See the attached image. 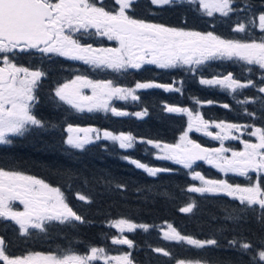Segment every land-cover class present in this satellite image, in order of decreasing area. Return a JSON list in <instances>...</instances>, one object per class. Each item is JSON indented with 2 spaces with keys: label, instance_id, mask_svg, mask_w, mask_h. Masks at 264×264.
I'll list each match as a JSON object with an SVG mask.
<instances>
[{
  "label": "snow or ice",
  "instance_id": "1",
  "mask_svg": "<svg viewBox=\"0 0 264 264\" xmlns=\"http://www.w3.org/2000/svg\"><path fill=\"white\" fill-rule=\"evenodd\" d=\"M0 0V145L12 143L10 137L24 136L33 128H45L46 124L33 113L36 101L35 91L46 73L41 68H30L16 62L20 53L33 50L42 56L55 55L72 61H80L93 72H111L115 74L140 70L144 65H154L158 69L184 68L195 72L209 61L229 60L244 65V70L252 73L259 70V86L252 79L240 80L233 73L201 76V85L219 87L235 94L246 88H256L264 94V11L254 13L244 0H151L153 5L164 6L174 3L187 4L193 10L207 17L219 14L228 18L233 14L245 13L243 19H237L232 27L233 33L243 34V38H225L215 31H196L182 27H171L161 23L148 22L130 14L134 0ZM259 33V35H257ZM106 38L115 42V46H99L82 42L81 37ZM172 84L153 81H137L134 86H122L114 79H91L86 74H77L72 79L58 84L54 96L76 112H111L114 116L129 115L118 109L114 101H137L138 90L163 88L166 91L180 92ZM84 89H90L91 95ZM264 102V97H246L239 104ZM197 104L201 102L195 101ZM208 103H212L208 101ZM222 107L229 108V104ZM169 113H182L188 117L187 126L176 143L160 141H142L159 149L156 159L171 161L189 170L193 181L186 188L188 193L223 194L241 206L238 211L261 210L260 220L264 221V126L255 124H237L224 120L205 119L199 110L188 107L164 105ZM245 113L255 116L245 108ZM146 113L136 112L141 117ZM55 127V125H53ZM210 129H216L212 131ZM64 143L68 148L83 151L87 145L101 138L118 143L121 149H131L136 137L131 134L101 130L94 127H79L69 124ZM202 133L220 146L205 147L191 139L189 133ZM247 135L252 139H243ZM239 141V150L226 147L224 142ZM230 153V155H228ZM136 168L149 176L169 172L171 169L150 166L127 156ZM197 161H203L222 174H235L244 177L248 183H229L227 179H209L194 169ZM255 174V180L250 174ZM123 189L124 185H116ZM78 200L90 202L87 196L77 193ZM22 205V210L16 203ZM195 203H188L179 209L181 213H191ZM237 209H234L236 211ZM0 219L13 221L18 225L22 236L31 235L33 230L47 234L53 222L71 224L85 223L84 218L69 205L61 187L53 186L45 179L19 170L0 167ZM226 220L242 219L231 212ZM117 234L110 237L112 245L135 247L134 241L125 233L137 229L149 231L152 225L136 223L128 218H117L108 222ZM162 239L187 245L202 251L209 247H219L217 238L199 239L184 235L172 224L167 230L161 229ZM228 247L242 254L251 253L249 264H264V239L259 247L246 239L233 237L227 241ZM175 264H208L199 258H177L163 247L152 248ZM0 264H135L131 251L112 255L103 246H89L83 253L76 248H58L55 251H32L24 255H10L5 241L0 238Z\"/></svg>",
  "mask_w": 264,
  "mask_h": 264
},
{
  "label": "trees",
  "instance_id": "2",
  "mask_svg": "<svg viewBox=\"0 0 264 264\" xmlns=\"http://www.w3.org/2000/svg\"><path fill=\"white\" fill-rule=\"evenodd\" d=\"M125 77L126 80L109 78L118 84L134 86L137 81L155 82L156 70L149 69L140 73L131 71ZM186 82L185 78L179 82L181 90L187 89ZM137 94L139 99L137 102L130 100L127 105L130 114L126 116H114L100 111L94 117L84 112L65 111L64 108L59 112L67 126L93 124L101 132L109 130L114 134H131L136 137L133 148L121 149L118 143L101 138L87 145L83 151L73 150L64 143L67 137L65 126L46 125L45 128L30 129L24 136H14L11 144L3 145L0 150L3 166L17 167L20 171L61 187L69 205L85 220V223L65 225L70 240L111 249L113 228L108 226V222L124 217L154 226L147 232L137 230L131 238L135 244L132 255L136 264H172L175 261L153 252L152 248L155 247L170 250L177 258H199L210 264L250 261V254L230 255L223 247L235 232L241 239L250 242L253 239L259 240L264 236L262 221L251 220L250 210L234 211L223 194L201 195L186 191L189 185H197L199 181L191 179L188 169L171 161L156 159L159 150L142 142L153 140L176 143L187 126L185 115L164 111L159 103L157 88L138 90ZM186 97H180L176 102L190 108ZM38 110L37 118L42 121L47 116L51 120H59V115L53 117L50 111ZM136 110L146 114L136 117L133 114ZM192 138L199 140L194 134ZM199 141L203 142V139ZM125 156L171 171L151 177L123 159ZM194 169L209 179H227L229 183H240L205 163L195 164ZM116 185H124V188L119 189ZM77 193L87 196L90 202L78 200ZM192 202L195 207L191 213L179 211ZM229 212L242 219L226 220ZM167 224H172L184 235L199 239L215 237L220 246L198 251L187 245L158 239L159 228L164 229Z\"/></svg>",
  "mask_w": 264,
  "mask_h": 264
},
{
  "label": "flooded vegetation",
  "instance_id": "3",
  "mask_svg": "<svg viewBox=\"0 0 264 264\" xmlns=\"http://www.w3.org/2000/svg\"><path fill=\"white\" fill-rule=\"evenodd\" d=\"M237 3H243L242 0H237ZM248 4H252L251 11L254 13H259L264 11V0H247ZM106 6H111V0H107ZM130 14L134 15L135 18L144 19L148 22L161 23L166 26L171 27H182L189 30L196 31H215L216 34L221 35L225 38H243V34L233 33L232 27L237 21V19H243L245 13L233 14L228 18L220 17L219 14L215 17H207L202 15L200 12L193 10V8L187 4L174 3L171 5L157 6L151 3V0H134ZM259 35V33H257ZM82 42L93 43L94 46H115V42H110L106 38L101 37H91L84 38L81 37ZM18 64L30 67V68H41L46 75L42 78L40 82V87L35 91L36 101L33 105V113L37 116L38 109L47 110L55 115H59V120H51L46 118V125L48 126H65V118L62 119L59 114L62 108L65 111H75L68 105L60 102L54 96V89L58 84L64 83L67 80L72 79L77 74H86L91 79H106L105 77H110L119 80H126V75L131 71L133 72H145L149 69L156 70V83L161 84H172L175 81V86L178 87V77H183L187 79V89H182L180 92L166 91L163 88H157L158 95L160 97L159 103L163 106L175 105L180 97L185 98L187 95V102L190 104V109L199 108L203 117L208 120L220 121L224 120L226 122L237 123V124H255L257 127L264 126V102L261 100H256L255 103L239 104L238 100H244L246 97H264V94L258 93L256 88H246L239 90L235 94H230L219 87L201 85L199 80L201 76L204 78H211L213 75H224L228 72L234 74V76L240 80L252 79L259 86L260 84V71L257 69L252 73L244 70V65L239 62L229 61V60H215L209 61L205 65L200 66L195 72L188 71L184 68L178 69H158L152 65H144L140 70H129L127 73L115 74L111 72H93L89 66L84 65L80 61L68 60L64 57H59L55 55L42 56L36 53L34 50L31 53H20L16 58ZM85 94L91 95L90 89L83 90ZM199 100L201 103L197 104L195 101ZM211 101L212 103H208ZM129 101H114L113 105L118 109L126 111L127 103ZM223 104H229V108L222 107ZM186 107V106H182ZM189 108V107H188ZM245 108L249 112H253L255 116H249L245 113ZM87 112V111H85ZM98 112H92V116L96 117ZM185 115V114H184ZM38 117V116H37ZM186 120L188 117L185 115ZM42 120V119H41ZM84 127L82 125H73ZM93 127V124H91ZM216 131V129H210ZM195 135L202 136L205 138V144L207 147L215 148L219 147V141L212 140L211 138L204 136L202 133H196ZM243 139H252L247 135L242 136ZM226 147H232L237 150L242 148L239 141L228 140L224 142ZM2 145H0L1 150ZM230 155V153H228ZM209 165V164H208ZM211 166V165H210ZM0 167L11 170H19L17 167L3 166L1 162V151H0ZM215 169V168H214ZM219 172L217 169H215ZM20 171V170H19ZM220 173V172H219ZM222 174V173H221ZM224 176H232L236 180L240 181L239 184H246L248 181L244 177L236 176L235 174L229 173ZM252 179L255 180V174H250ZM227 197V196H226ZM227 202L232 205L234 209H239L241 206L238 201L232 200L227 197ZM22 210V205L18 202L15 205ZM261 210L256 206L255 211L250 210V218L260 220ZM124 218V217H122ZM117 219V218H116ZM142 223V222H136ZM264 226V221H262ZM66 224H59L58 222H53L48 229L47 234L38 233L33 230L31 235L22 236L19 233L18 225L13 221L0 219V238H3L7 248V252L10 255H24L32 251L49 252L55 251L58 248H67L72 246L76 248L79 252L83 253L90 246L88 242H82L80 240H70L67 238ZM159 228V238H162V232ZM140 230V229H137ZM136 231L132 233H125L130 239L136 235ZM157 231V229H156ZM113 235L117 234V230L113 228ZM112 235V236H113ZM133 235L132 237H130ZM241 239L235 232L234 236ZM232 237V238H233ZM231 238V239H232ZM264 236L259 240H251V243L257 247ZM224 244L223 250L228 251L230 255L242 254L236 249H232ZM111 245V243H110ZM133 251V249H128L127 246H121L120 252ZM119 252V253H120ZM116 253L115 255L119 254ZM252 255L251 253H249ZM136 264V263H135ZM152 264V263H150ZM162 264V263H161ZM175 264V261L172 263ZM210 264V263H208ZM224 264H249L248 262H228Z\"/></svg>",
  "mask_w": 264,
  "mask_h": 264
},
{
  "label": "rangeland",
  "instance_id": "4",
  "mask_svg": "<svg viewBox=\"0 0 264 264\" xmlns=\"http://www.w3.org/2000/svg\"><path fill=\"white\" fill-rule=\"evenodd\" d=\"M250 6H254V5H252V4H249ZM214 16H217V14H214ZM213 31V30H212ZM205 32V31H204ZM216 33V32H215ZM136 112H141V111H139V110H136L134 113H136ZM133 113V114H134ZM135 116V115H134ZM137 117V116H136ZM88 127H92V126H88ZM195 131H193V132H191V133H189V136H190V138L192 139V133H194ZM102 133H103V131L101 132V136H102ZM197 133V132H196ZM67 135H68V133H67ZM194 140V139H193ZM196 141V140H195ZM197 142V141H196ZM159 150V149H158ZM197 185H199V184H197ZM115 229V228H114ZM163 230H167V225L164 227V229ZM110 243H111V241H110ZM109 250V252L112 254V255H115L116 253H119L120 252V250H121V246L120 245H112L111 244V249H108Z\"/></svg>",
  "mask_w": 264,
  "mask_h": 264
},
{
  "label": "water",
  "instance_id": "5",
  "mask_svg": "<svg viewBox=\"0 0 264 264\" xmlns=\"http://www.w3.org/2000/svg\"><path fill=\"white\" fill-rule=\"evenodd\" d=\"M203 145V144H202ZM204 146V145H203ZM206 147V146H205ZM202 161H197L196 163H201Z\"/></svg>",
  "mask_w": 264,
  "mask_h": 264
},
{
  "label": "bare ground",
  "instance_id": "6",
  "mask_svg": "<svg viewBox=\"0 0 264 264\" xmlns=\"http://www.w3.org/2000/svg\"><path fill=\"white\" fill-rule=\"evenodd\" d=\"M137 102V101H136Z\"/></svg>",
  "mask_w": 264,
  "mask_h": 264
}]
</instances>
